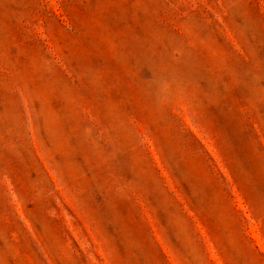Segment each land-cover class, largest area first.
<instances>
[{
    "label": "rangeland",
    "instance_id": "374dc122",
    "mask_svg": "<svg viewBox=\"0 0 264 264\" xmlns=\"http://www.w3.org/2000/svg\"><path fill=\"white\" fill-rule=\"evenodd\" d=\"M0 264H264V0H0Z\"/></svg>",
    "mask_w": 264,
    "mask_h": 264
},
{
    "label": "bare ground",
    "instance_id": "6f19581e",
    "mask_svg": "<svg viewBox=\"0 0 264 264\" xmlns=\"http://www.w3.org/2000/svg\"><path fill=\"white\" fill-rule=\"evenodd\" d=\"M261 244V243H260Z\"/></svg>",
    "mask_w": 264,
    "mask_h": 264
}]
</instances>
